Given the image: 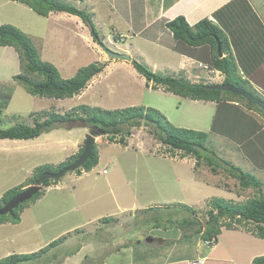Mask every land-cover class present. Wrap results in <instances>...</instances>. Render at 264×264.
Masks as SVG:
<instances>
[{"label":"rangeland","instance_id":"1","mask_svg":"<svg viewBox=\"0 0 264 264\" xmlns=\"http://www.w3.org/2000/svg\"><path fill=\"white\" fill-rule=\"evenodd\" d=\"M63 2L72 5L69 0ZM4 23L27 34L40 58L54 64L62 77H71L79 67L92 62L102 67L86 87L71 98L34 96L11 78L20 71L18 53L11 46H0L2 128L18 123L33 125L37 114L43 113L40 119H44L45 111L64 113L73 111L79 104L104 109L142 105L156 108L176 127L206 132V145L219 157L216 161L221 165L215 173L205 161L195 164L192 155L181 157V151L170 150L146 126L133 128L127 145L109 141L106 134L99 135L96 137L98 162L92 169L80 173L68 171L50 181L48 186H42L38 198L24 205L18 222L0 226V259L12 253L35 252V261L21 264H135L134 258L141 255L146 258L152 250L160 249L161 239L182 237L183 229L177 224L182 218L196 217L203 223L205 212L211 208V199L242 202L260 193L264 195V187L260 193L253 188H243L224 167L225 162H229L260 181L264 179L263 172H252L250 153L245 155L254 152L255 147L250 143L242 147V143L231 141L240 142L250 129L236 130L221 125L230 114L223 119L219 116L212 126L214 109L208 103L181 97L162 87L153 89L151 82L145 84L144 76L132 63L129 68L121 64L107 66L105 61L112 58L100 48L88 25L85 33L74 29L69 20L65 21L66 28H62V22L55 21L52 15L41 16L18 1L0 0V24ZM97 33L102 39L104 32L99 29ZM151 61L145 64L153 71L165 70L164 65H153ZM202 67L209 70V66ZM209 81L198 79L193 83L212 85ZM224 94L246 103L233 93ZM256 126L261 128L258 122ZM211 127L217 132H210ZM84 128L77 121L70 127L57 126L49 135L77 137L83 144L87 133ZM49 132L39 138L17 139L16 142L0 139V197L10 188L32 181L39 166L46 164L55 170L58 163L68 160L66 155L71 147L67 144L62 149L54 148L52 141H46L44 147L38 144ZM0 205H3L1 201ZM68 228L71 229L66 230ZM235 228L248 231L254 224H237ZM192 229L190 227L188 233L198 237L200 234L192 233ZM235 235L227 239L221 236V239L236 247ZM54 240L57 241L55 246L39 254V249ZM183 243L176 244L173 255L186 253L181 247ZM246 243L248 252H244L248 255L264 254V239H246Z\"/></svg>","mask_w":264,"mask_h":264},{"label":"trees","instance_id":"2","mask_svg":"<svg viewBox=\"0 0 264 264\" xmlns=\"http://www.w3.org/2000/svg\"><path fill=\"white\" fill-rule=\"evenodd\" d=\"M27 5L34 12L41 16H48L52 11L67 12L80 17L91 29L95 37L97 31L92 23L90 15L73 5L64 3L61 0H13ZM245 15V16H244ZM218 23H214L208 18H203L194 25H190L184 16H177L166 22L167 28L172 32L175 40L185 42L190 46H207L211 45L214 51L211 52L209 59L210 67L219 70L224 74L223 83H230L239 86L257 96L256 92L248 85L246 79L238 74V63L229 54L220 56L218 54V43L220 51L223 53L229 48L228 34L235 33V38L252 37L255 35L256 28L254 24L260 23L254 11L246 0H233L213 13ZM239 20V21H238ZM233 25V30L230 28ZM261 28L264 30L263 26ZM227 30V32H226ZM260 30L259 32H261ZM264 32V31H263ZM233 38V34L231 35ZM233 40V39H232ZM101 45V39H97ZM0 46H11L18 53L19 73L14 74L12 79L18 81L24 86L26 91L34 96L65 99L71 98L82 91L88 81L94 74L101 71V66L97 63H89L77 69L71 77H62L57 67L40 58L38 49L30 37L12 24H0ZM133 67L138 73L144 76L146 83H152V88L162 87L166 91L172 92L181 97L194 100H211L220 101L225 99L222 91L212 87L213 85L202 83H190L181 77H175L168 74H162L151 70L144 63L135 59L131 61ZM234 94V93H233ZM237 97L244 99L246 104L258 108L264 115L263 110L255 103L246 100L244 97L235 94ZM259 97V96H257ZM262 99L261 97H259ZM80 111V112H79ZM0 109V122H1ZM43 115L37 114L34 117V124L18 123L8 128H2L0 125V139H30L49 132L57 126L70 127L72 122L80 121L82 127L87 128L88 132L94 136L106 134L111 142L127 145V137L130 136L133 128L142 126L149 127L152 135L168 146L170 150L177 149L183 153L181 157L192 155L195 157V164L205 161L211 166L213 172H217L220 167L218 156L214 151L207 147L208 135L204 131L176 127L172 125L167 118L156 108L145 107L142 105H131L122 108L104 109L98 106L79 104L73 111L64 113L46 112ZM84 140L79 150L68 157V160L57 164L53 170L49 165H41L37 168L33 180L25 182L20 186H15L5 191L0 197L2 204L10 200L14 195L19 193L24 187L34 184L37 177L44 171L56 172L73 162L82 152ZM171 152V151H170ZM74 158V159H72ZM98 162V150L96 143L93 147L91 156L76 169L89 171ZM227 172L236 178L243 188H253L260 193L262 181L250 172L242 168L225 162ZM57 179H44L40 183V190L29 200L20 203L13 209V213L0 215V223H16L20 220V214L24 205L33 199L38 198L42 193V186H48L50 181ZM211 208L205 212L204 222H200L196 217L182 218L177 224L183 229L182 237L191 236L188 233L192 227V233H199L200 238L204 241L217 239L222 226L234 228L237 224L253 223L252 233L258 238H264V195L259 194L247 198L242 202L225 201L223 199H211ZM1 206V205H0ZM183 206V205H181ZM189 209V207H186ZM191 209V208H190ZM195 212V209L192 208ZM56 240L48 243L39 249V254H44L52 246H55ZM38 254V255H39ZM37 253H12L0 259V264H21L35 261ZM250 264H264V254L255 256Z\"/></svg>","mask_w":264,"mask_h":264},{"label":"crops","instance_id":"3","mask_svg":"<svg viewBox=\"0 0 264 264\" xmlns=\"http://www.w3.org/2000/svg\"><path fill=\"white\" fill-rule=\"evenodd\" d=\"M63 1L67 2L68 0ZM231 1L233 0H69V3L79 9H84L91 15L95 29L104 32L101 39L104 48L110 47L112 51L126 53L130 55L131 61L135 59L145 64L153 60L151 61L153 65H164L165 70L155 72L181 77L190 80L192 83L198 79H210L209 84L215 85L223 82L224 74L219 70L210 69L209 59L212 50L214 51L213 47L211 45L194 47L185 42H178L167 28L166 22L181 15L190 25H194L203 18L210 19V17L215 19L214 23H218L213 13ZM246 1L260 22L254 24L258 32H255L252 37L241 39L235 38L234 32L227 33L229 48L225 52H221L220 56L230 54L238 63L239 76L246 79L248 85L264 100V30L261 28V25L264 28V0ZM48 15H52L55 21L62 22V28H66L65 21L67 20L72 22L73 28L80 30L81 33H85L88 28L80 17L67 12L52 11ZM105 27H108L109 30H106ZM90 30L92 32L91 28ZM230 30H233V25ZM260 30L262 31L259 32ZM232 34L233 38H231ZM100 48L104 50L101 45ZM111 60L105 61L107 66L113 67L116 64H121V67L129 68V64H131V61L124 59ZM201 65L209 66V70ZM198 102L208 103L214 109L211 118L212 126L217 122L219 116L223 119L227 114H230L227 122L221 123L222 126L236 130L250 129L249 134L246 133L239 140L240 142L231 141L242 143V147L249 143L253 145L255 151L247 152L245 155L250 153L249 159L251 162L253 161V166L250 165L252 172L264 173V171H260L264 170V115L256 107L239 103V100L229 97L220 101L198 100ZM257 122L261 124V128L256 126ZM84 130L88 132L87 128ZM210 132L217 131L211 127ZM49 134L51 133L41 137L38 144H42L44 147L46 141H52L53 147L56 149H62L67 144L71 147L66 155L67 158L75 154L81 147L82 143L77 137L74 139L72 137L63 138L56 134ZM35 138H39V136ZM12 140L13 142L17 141V139ZM20 146L22 145H15L14 147ZM254 159H258V162ZM263 187L264 179L262 180ZM180 201L186 202L183 199ZM5 224L13 223H0V226ZM220 230L217 239L209 242L199 238L200 235L184 238L176 236L177 238H172L169 241L168 239H161L163 243H158L162 246L160 249L152 250L145 255L146 258L143 255L134 258L135 264H250L255 256L262 255L260 252L249 255L244 252V250L248 252V249H245L246 239L258 238L251 230L246 231L235 227L226 228L225 226H222ZM233 234H236L237 237L238 245L236 247L233 246V243L227 242L226 244L221 239V236L227 239ZM179 241H184L181 247L186 253L173 255V249ZM168 246L170 248L167 249Z\"/></svg>","mask_w":264,"mask_h":264},{"label":"water","instance_id":"4","mask_svg":"<svg viewBox=\"0 0 264 264\" xmlns=\"http://www.w3.org/2000/svg\"><path fill=\"white\" fill-rule=\"evenodd\" d=\"M95 39H98V35H95ZM218 54L221 55L220 44L218 43ZM107 56L112 59H124L126 61H131L130 55L126 53H119L112 51L110 49H105ZM216 89L222 91H228L237 95L244 97L246 100L251 101L258 105L264 111V100L259 97L251 94L247 90L242 87L235 86L230 83H220L215 86H212ZM96 136L87 132L84 138V146L81 154L69 165L63 167L59 171H44L42 172L34 184H30L24 187L19 193L14 195L10 200L0 206V215H4L6 213L12 214L13 209L16 208L20 203H23L29 199H31L41 188L40 183L44 179H58L63 176L68 171H74L82 166V164L91 156L93 147L96 143ZM151 239V238H150ZM149 239V240H150Z\"/></svg>","mask_w":264,"mask_h":264},{"label":"built area","instance_id":"5","mask_svg":"<svg viewBox=\"0 0 264 264\" xmlns=\"http://www.w3.org/2000/svg\"><path fill=\"white\" fill-rule=\"evenodd\" d=\"M210 20L215 21V19L213 17H210ZM105 172V170H103V173Z\"/></svg>","mask_w":264,"mask_h":264},{"label":"clouds","instance_id":"6","mask_svg":"<svg viewBox=\"0 0 264 264\" xmlns=\"http://www.w3.org/2000/svg\"><path fill=\"white\" fill-rule=\"evenodd\" d=\"M98 35V34H97ZM99 39V38H98ZM96 42H97V39H96ZM98 43V42H97ZM99 44V43H98ZM103 44V43H102ZM99 45H101V44H99ZM101 46H103L104 47V45H101ZM104 49H108V48H104ZM213 240V239H212Z\"/></svg>","mask_w":264,"mask_h":264}]
</instances>
